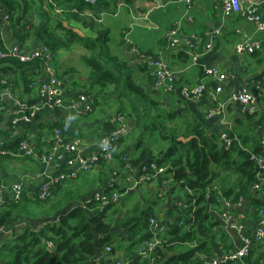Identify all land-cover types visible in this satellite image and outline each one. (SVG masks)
Wrapping results in <instances>:
<instances>
[{
	"label": "trees",
	"instance_id": "trees-1",
	"mask_svg": "<svg viewBox=\"0 0 264 264\" xmlns=\"http://www.w3.org/2000/svg\"><path fill=\"white\" fill-rule=\"evenodd\" d=\"M131 2L96 0L90 4L83 0H0L3 7L0 25L4 12L20 43L31 36L45 45L50 50L52 65L60 79L62 74L60 76L58 68L62 54L77 47L85 51L80 60L90 68L87 94L91 96L93 111L100 104V99L114 97L117 113L132 119L135 124L134 131L115 144L113 155L120 166L119 170H127V167H122L124 164H129L133 169L145 164L165 168L166 176L172 182L167 184L168 191H185L180 202L184 217L194 213V218L184 219L183 225L175 223L162 235V244L154 256L155 264H198L197 254L210 257L211 253H207L206 242H197L196 247L190 244L198 238V226H204L208 221V208L221 211L223 200L235 202L240 196L249 198L258 210L263 208L251 190L254 184L259 183L256 178L257 166L250 160L249 151L241 138L240 142L235 140L228 150L224 149L220 140L209 136L199 121L185 117L181 111L164 109L155 98L152 78L148 75L150 83L146 85L136 78L138 74H145L147 67L144 64L131 65L124 57L113 52L110 31L96 19L101 14L115 13L121 3ZM87 10L94 18L84 14ZM4 49L0 40V50ZM180 54H183V61L189 63L191 58L187 51L181 49ZM31 66L37 69L42 67L39 60L30 63H22L15 58L0 60V72H12L14 76H19L20 70ZM5 86L0 81V93ZM57 126L46 125L49 129ZM113 128L109 127L107 131ZM132 134L136 135L143 152L128 160L122 157L120 147L127 138H134ZM230 135L235 137L233 133ZM156 138L163 146L165 143L164 147H158L157 153L152 147V141ZM180 138L185 141H180ZM254 152L263 154L261 148ZM1 153L0 163L9 157ZM116 188L115 191L124 192L120 187H114L105 190V193L110 194ZM60 189L62 185L53 190L48 200H41L38 196L30 200L23 191L19 202L7 203L0 210V227L17 216L26 222V228L21 233L0 243L1 264H93V260L107 246L115 251L112 235L124 241L127 248L150 239V220L158 216L152 205L142 210L135 207L131 215L114 221L111 215L117 210L111 209L115 203L102 206L100 201H90L83 206L76 202L79 194H73L71 190L62 192ZM58 193L59 200L51 203ZM72 202L77 204L63 211ZM43 218L51 221L45 222ZM46 242H52L54 248L47 249ZM263 254V246L253 241L251 251L244 260L225 264H264ZM148 262L147 258L134 252L128 256L126 263Z\"/></svg>",
	"mask_w": 264,
	"mask_h": 264
},
{
	"label": "crops",
	"instance_id": "crops-1",
	"mask_svg": "<svg viewBox=\"0 0 264 264\" xmlns=\"http://www.w3.org/2000/svg\"><path fill=\"white\" fill-rule=\"evenodd\" d=\"M219 5V0H194L190 5L175 3L173 0H136L128 4L121 3L115 12L117 14L103 16L100 24L109 31L111 25H115V23L120 26L122 34L120 47L114 46L112 50L124 57L129 64L141 65L143 64V57L154 56L162 59L171 70L177 72L175 91L172 93L155 91V98L164 109L181 111L180 113L185 117L199 121L207 134L217 137L218 140L221 131L227 130L230 134L233 133L238 142H240L239 138L244 141L247 151L254 152L260 148V139L264 136V43L261 50L253 53L238 54L235 47L242 41L243 34L248 35L251 40L264 42V32H258L254 24L238 15L225 18ZM0 8H3L1 3ZM186 15H190L193 21L187 22L184 19ZM175 25H180L186 33L204 34L217 28L222 33L217 38L212 52L203 56L196 65H192L191 59L189 63L183 61V54H180L182 48L172 49L168 47L165 35ZM126 39L130 40V45L126 43ZM0 40L3 42L4 48L18 46L25 50L31 49L39 43L33 37L29 42L25 40L20 43L13 34L10 23L5 22L0 25ZM133 49L139 52L141 56ZM84 53V50L77 47L71 52L62 54L60 59L58 68L60 71L58 72L60 76L62 74V93L66 102H72L81 95L89 96L87 94V77L90 70L83 68L84 64L80 60ZM213 66L218 67L226 75V79L221 83L223 91L216 95L217 100H213L212 93L218 86V82L212 78L207 79V92L202 98L185 99L181 88L197 85L204 76V70ZM9 73H11L9 87L12 86L13 93L23 103L35 104L39 109L36 111L32 122L29 124L18 123L14 128L11 126L9 118L0 113L2 121H4V124L0 123V151H4L9 156L0 163V174L8 187L24 179V192L27 198L32 200L38 196L40 186L47 178L65 171L64 167H46L42 161V156L49 150V141L54 129H61L67 142L79 139L86 153L90 154L96 150L97 143L101 138L116 128V117L119 114L117 107L115 108L113 104L114 97H106L99 101V108L101 109L99 112L94 109L88 115H75L65 110H59L60 114L57 115L42 107L43 102L40 100L36 88V83L45 80L46 77L41 69H37L35 66L26 67L23 71H19V76H14L12 72ZM0 74L4 77L8 73L0 72ZM148 75L151 77L147 70L145 74H138L136 78L146 85L150 83ZM14 81L16 82L14 83ZM255 84L260 85L259 90L255 88ZM79 86L81 89H78ZM241 89L247 90L256 97V112L254 114H245L242 105L238 102H226L231 93ZM101 104L105 105V108ZM218 105L223 107L221 114L208 117V111L218 107ZM48 124L58 126L49 129L46 127ZM113 126L111 131H107L109 127ZM6 131L9 133L7 134ZM132 136H134L132 140L127 138L128 140H124L120 147V151L123 153L122 157H127L128 160L129 157L135 158L143 152V148L138 146L139 140L136 139V135L132 134ZM23 140L35 144L36 157H23L17 154V148ZM119 167L116 159L114 162L101 159L96 166L80 174L76 180L62 183L60 190L62 192L71 190L74 194L78 192V196L82 198L80 204L84 206L85 202L91 201L93 193L105 188L112 170L120 169ZM134 176L137 177V175ZM166 183H172L167 176L160 178L154 174H151L148 180L143 183L153 187L157 196L165 199L164 209L157 216L162 224L168 223L169 219L177 220L183 217L180 206V202L183 200L175 195V191L170 193ZM142 185L126 191L128 184L124 183L120 185V188L130 194L141 188ZM253 197L260 200L264 208V182L261 185V190L253 193ZM0 198L5 201L3 205H0V210L7 203L12 202L10 191L0 193ZM53 198L55 201L59 200V193ZM76 204L72 202L63 211ZM244 211L247 232L251 235L259 210L248 199L245 202ZM207 213L209 214L208 221L204 226L200 224L197 228L198 242L207 243V253H211V257H221L239 249L241 247L239 235L226 224L221 217V211L208 208ZM20 219L21 217L17 216L9 224L20 221ZM43 220L45 222L51 221V219L44 218ZM2 242L4 239L0 237V243ZM195 244L194 247L197 246V243ZM113 246L115 248V244ZM183 248L184 246L181 249ZM99 257L105 258V255L102 253ZM106 259L121 260L116 250L112 251Z\"/></svg>",
	"mask_w": 264,
	"mask_h": 264
},
{
	"label": "built area",
	"instance_id": "built-area-1",
	"mask_svg": "<svg viewBox=\"0 0 264 264\" xmlns=\"http://www.w3.org/2000/svg\"><path fill=\"white\" fill-rule=\"evenodd\" d=\"M83 1L90 4L96 2V0ZM132 1L134 2L136 0ZM173 1L179 4L190 5L194 0ZM219 3L221 13L225 18L231 15H238L254 24L258 32H264V0H219ZM0 13H2L1 8ZM3 14V22L9 23L8 16H6L5 13ZM84 14L87 17L94 18L93 14L88 10L85 11ZM116 14L117 13H113L112 15ZM103 16H105V14H101L100 17L96 19L97 22H101ZM184 19L187 22L193 21L190 15H186ZM221 33L219 28L204 34L186 33L180 25H175L167 31L165 39L169 48L185 49L190 54L191 64L196 65L203 56L212 52L215 42ZM126 43L129 45L131 44L128 39H126ZM263 43L262 40H251L248 35L243 34V39L236 45L235 50L238 54L253 53L261 50ZM133 51L140 55L135 49H133ZM7 58H15L22 63H30L37 60L41 62V70L46 77L45 80L36 83V88L40 100L43 102L42 107L49 111H54L57 108L75 115H88L93 112V102L90 96L81 95L72 102H66L64 100L62 81L57 76V71L52 65L50 50L42 43H38L28 50L18 46L7 47L4 50H0V60H6ZM143 64L147 67L148 72L153 78V89L155 91H164L166 93L175 91L177 86V72L171 70L162 59L154 56H146L145 58L143 57ZM10 74L11 73L5 75L1 79V83L7 86L0 93V113L5 114L9 118L11 126L14 128L18 123L29 124L32 122L39 107L35 104L23 103L20 98L13 93L12 86L9 87ZM210 78L218 82V86L215 88L214 93H212V98L216 101V95L223 91L221 83L226 79V75L222 73L218 67L214 66L204 70V76L197 85L182 87L181 92L183 97L187 100L202 98L207 92V79ZM255 88L259 90L260 85L255 84ZM226 102L240 103L245 114H254L256 112V97L245 89L231 93ZM222 108V105H218V107L210 109L208 111V117L221 114ZM116 120V128L104 135L97 143L96 150L90 154L86 153L79 139L67 142L62 135L61 129L56 128L53 130L49 141V150L42 156V161L46 164V167H64L65 171L56 176H50L42 183L38 192V197L41 200L50 199L53 190L57 188L58 185L76 180L80 174L96 166L101 159L107 162L115 161L113 155L115 144L120 139L127 137L135 129L134 121L128 120L124 115H117ZM219 140L221 146L228 150L236 138L232 137L227 130H223L220 133ZM260 148L263 154L249 151L250 160L255 162L257 166L256 178L259 182L252 186V193L261 190V185L264 182V136L260 139ZM2 153L5 154L4 151H2ZM17 154L23 157H36V146L30 141L23 140L17 148ZM123 167H127V170H112L105 188L102 191L93 193L90 199L91 201H100L102 206L118 203L122 194L115 191L117 188L110 194H106L105 190L120 187L121 183H126L128 184L126 188L127 191L133 187L142 185L148 180L151 174L159 176L160 178L166 176V169L158 168L155 164H145L136 170L130 168L129 164H124ZM134 175H137V177ZM23 180L24 179H21L8 187L0 174V193L10 191L11 201L16 203L19 202L24 191ZM167 184L168 183L165 185ZM248 199L247 197L240 196L235 202L223 200V209L221 210V217L223 220L239 235L241 247L221 257H208L205 254L199 253L196 255L198 264H225L227 262L243 260L249 255L253 246V241L262 245L264 251V208L258 211L254 231L250 235L247 232L245 222L246 214L244 211L245 202ZM4 203L5 201L3 198H0V205ZM186 218H194V213L191 212L187 216L185 215V217L183 215L181 220L169 219L166 224H162L158 218H152L149 224L151 237L135 245V252L137 255L142 258H147L149 260L148 264H155L156 258L154 256H156V250L162 244V235L175 223L183 225V221ZM25 228L26 222L24 220L1 226L0 237L6 241L14 237L15 234L21 233ZM46 246L49 250L54 248L52 242H46ZM111 253L112 247L107 246L103 252L105 258L98 257L93 260V264H127L125 261L121 260H107L106 257L110 256Z\"/></svg>",
	"mask_w": 264,
	"mask_h": 264
},
{
	"label": "rangeland",
	"instance_id": "rangeland-1",
	"mask_svg": "<svg viewBox=\"0 0 264 264\" xmlns=\"http://www.w3.org/2000/svg\"><path fill=\"white\" fill-rule=\"evenodd\" d=\"M31 37V36H30ZM27 37L26 38V42H29L32 40V37ZM110 38H111V42H110V47L114 48L115 47H120L119 43L120 40L122 38V34H121V28L118 24L115 23V25H111L110 27ZM121 49V48H120ZM119 49V51H120ZM83 68H87L88 70H90L89 67L83 65ZM78 89H81V86H79ZM100 105H98L95 109L97 112H99V110H101L99 108ZM101 106L103 108H105V105L101 104ZM115 108H116V104H114ZM117 106H118V102H117ZM4 121H2L1 123H3ZM164 147L162 144V142L160 141L159 138H156L155 140L152 141V147L155 153L158 152V147ZM122 184V183H121ZM78 192H76L77 194ZM74 194V193H73ZM175 195L178 196L179 198H184L185 196V191L184 190H176L175 191ZM77 200L76 202H78V204L81 203L82 198L79 196H76ZM55 198L52 199L51 203H54ZM164 203H165V199H163L162 197H158L156 194V190L153 187H150L147 184H143L141 186V188L137 189L136 191H134L133 193H128V192H123L122 196L120 198V201L118 203H115L116 205L113 206V208L111 210H117V213H114L111 215V218L114 219V221L120 220L125 218L128 215H131V211L135 208L138 207L139 209H146L149 206H153L155 212L160 215L161 212L164 209ZM174 216V214H173ZM116 235H112L111 238L115 244V250L118 253V256L120 257L121 261H125L127 260L128 256L131 255L132 253L135 252V245L130 246L129 248H127L125 246V242L122 240H118L117 238H115ZM198 242V238L196 239L195 242H193V244H190L191 247H194ZM185 247V246H184Z\"/></svg>",
	"mask_w": 264,
	"mask_h": 264
},
{
	"label": "water",
	"instance_id": "water-1",
	"mask_svg": "<svg viewBox=\"0 0 264 264\" xmlns=\"http://www.w3.org/2000/svg\"><path fill=\"white\" fill-rule=\"evenodd\" d=\"M55 114H57V115H59L60 114V111H59V109H55L54 111H53ZM180 141H185V139L184 138H180Z\"/></svg>",
	"mask_w": 264,
	"mask_h": 264
}]
</instances>
